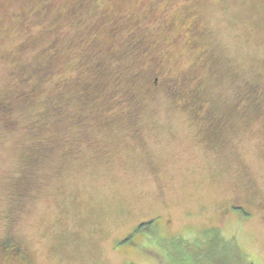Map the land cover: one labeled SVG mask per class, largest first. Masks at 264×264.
<instances>
[{
	"label": "rangeland",
	"instance_id": "obj_1",
	"mask_svg": "<svg viewBox=\"0 0 264 264\" xmlns=\"http://www.w3.org/2000/svg\"><path fill=\"white\" fill-rule=\"evenodd\" d=\"M86 1L0 0V264H264V0Z\"/></svg>",
	"mask_w": 264,
	"mask_h": 264
},
{
	"label": "flooded vegetation",
	"instance_id": "obj_2",
	"mask_svg": "<svg viewBox=\"0 0 264 264\" xmlns=\"http://www.w3.org/2000/svg\"><path fill=\"white\" fill-rule=\"evenodd\" d=\"M94 1L96 3H100L101 5L100 6H96L97 10L100 11V12L93 14V19L92 20H94L96 23H92L91 26L94 27V29H96L99 26L100 29H101L103 27H106V25L111 26L112 25L111 22L113 20L112 17H109V15L107 13H104V10L102 9V7H110L109 9L111 10V7L113 9H115L118 5L123 7L125 3H128V5H129L131 3V1H133V0H94ZM137 2H140V5L136 9H132V12L129 13V19L131 21L133 20V22L131 23L132 26L133 27L136 26V28H134V29L149 30V27H151L149 25L155 24V25H158V26L152 28L153 32H156V30H158L157 28H162V29H164V31H166L168 34H170V30L173 28L172 27L173 22L170 19V17L167 16V15H163L160 18L158 16L154 17L155 14H156L154 5L155 4L158 5L161 2V0H138ZM166 3L169 6V7H167V9L168 8H173V3L170 0H166ZM90 4L91 3H88L86 0H83L82 2H79V1H76V0H72V4L70 6H68V11L64 15H65V17L67 15L72 16L73 20H75L78 24L79 23L81 24L82 12L88 11ZM149 6H151V7H149ZM47 10H48V7H45L42 11L47 12ZM135 15H137V16H135ZM121 19H122L121 16L117 17V20H121ZM195 19H196V16L193 17V18L187 19V21L186 20L183 21L182 19H181V21L183 23H186L185 26H186L187 29H189V31H191L194 27H195L194 28V31H195V29H197L196 26L199 25L198 23H196V24L192 23V20H195ZM55 20H58V21L61 20L62 21V17L60 16V14H58L56 16ZM92 20H90L89 22H91ZM131 21H129V22H131ZM117 22L118 21H116L114 23L115 30H118L119 26H120V25L118 26ZM61 23L62 22H60V24ZM51 31L54 34H56L60 30L58 29V26H57L54 29H52ZM149 36H151V35H149ZM129 38L132 40V44H134L136 49L139 48L138 50H140L141 47L146 42L144 37H140L139 39H135V38H132V37H129ZM175 41L176 40H174L172 43H174ZM152 43L153 42H150V44H152ZM153 45H157V42L154 43ZM140 52L143 53V54L145 53L144 51L142 52V49L140 50ZM158 62H159V60H158ZM156 65H158V68L161 69L160 72H162V70H164L163 64L159 65L158 63H156L154 61V67ZM152 78H153L152 79L153 81H152V84H151L152 87H153L152 90L155 91L156 88L159 87V79H160V77L156 73V74L153 75ZM169 81H171V80L170 79H165V83L166 82L168 83ZM140 225H144V224L141 222ZM126 235L123 236L122 239H125L127 237ZM14 245L15 244L13 243V241L11 239L7 238V239L4 240V242L1 243L0 250L3 253H6L7 255L11 254V256H13V254L21 255V259H23V256H22V254H20L19 249L17 247L15 248ZM11 246H13V249H12Z\"/></svg>",
	"mask_w": 264,
	"mask_h": 264
},
{
	"label": "trees",
	"instance_id": "obj_3",
	"mask_svg": "<svg viewBox=\"0 0 264 264\" xmlns=\"http://www.w3.org/2000/svg\"><path fill=\"white\" fill-rule=\"evenodd\" d=\"M23 15V18H25L26 16H25V14H22ZM26 24L25 23H23V29H25L26 28ZM33 91V90H32ZM28 97H32V94H28L27 95ZM18 97V95L16 96V98ZM2 106H0V113H4V112H6V111H8V110H11V108H12V104L13 103H7V104H4V103H0ZM217 240V243L216 244H219V245H221V247H223L222 246V244H221V241H220V239H216ZM206 245H208L207 246V248L209 247V248H211V245H212V243H211V245H209V244H206ZM12 247V249H13V246H11ZM223 248H225V247H223ZM205 250H206V248H205ZM210 250V249H209ZM11 253V252H10ZM207 255H209V256H212L210 253H207ZM197 256H194V259L196 258ZM193 259V258H192ZM234 259H235V261H236V263L237 264H242V262H241V257L240 256H234Z\"/></svg>",
	"mask_w": 264,
	"mask_h": 264
}]
</instances>
